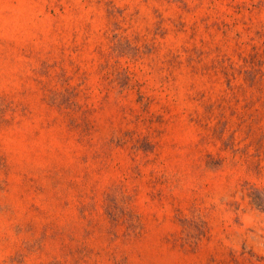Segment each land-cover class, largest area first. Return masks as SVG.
Returning a JSON list of instances; mask_svg holds the SVG:
<instances>
[{
	"label": "rangeland",
	"instance_id": "obj_1",
	"mask_svg": "<svg viewBox=\"0 0 264 264\" xmlns=\"http://www.w3.org/2000/svg\"><path fill=\"white\" fill-rule=\"evenodd\" d=\"M0 264H264V0H0Z\"/></svg>",
	"mask_w": 264,
	"mask_h": 264
}]
</instances>
